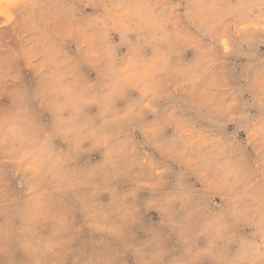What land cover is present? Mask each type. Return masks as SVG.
I'll return each mask as SVG.
<instances>
[{"label":"clouds","instance_id":"clouds-1","mask_svg":"<svg viewBox=\"0 0 264 264\" xmlns=\"http://www.w3.org/2000/svg\"><path fill=\"white\" fill-rule=\"evenodd\" d=\"M0 264H264V0H0Z\"/></svg>","mask_w":264,"mask_h":264}]
</instances>
